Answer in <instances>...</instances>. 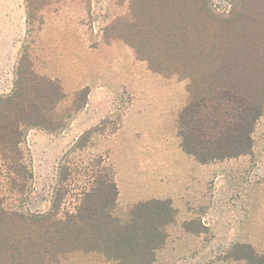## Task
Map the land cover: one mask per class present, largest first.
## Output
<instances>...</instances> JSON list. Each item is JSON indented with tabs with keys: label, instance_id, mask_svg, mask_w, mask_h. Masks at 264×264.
Wrapping results in <instances>:
<instances>
[{
	"label": "trees",
	"instance_id": "16d2710c",
	"mask_svg": "<svg viewBox=\"0 0 264 264\" xmlns=\"http://www.w3.org/2000/svg\"><path fill=\"white\" fill-rule=\"evenodd\" d=\"M127 1L130 19L116 24L114 38L152 73L190 81L187 104L176 117L183 152L200 164L250 155L264 114V0H234L228 14H218L211 0ZM63 99L58 81L39 76L25 62L12 93L0 96V166L9 193H24L32 178L21 148L27 131L53 133L66 126L53 118ZM95 131L85 132L74 149H83ZM67 176L62 167L61 184ZM113 176H93L78 205L62 215L61 188L45 214L7 209L0 197V264H60L73 254L107 264H153L167 241L165 228L174 222L172 204L138 202L118 217ZM226 259L264 264V256L246 244L233 246Z\"/></svg>",
	"mask_w": 264,
	"mask_h": 264
},
{
	"label": "rangeland",
	"instance_id": "374dc122",
	"mask_svg": "<svg viewBox=\"0 0 264 264\" xmlns=\"http://www.w3.org/2000/svg\"><path fill=\"white\" fill-rule=\"evenodd\" d=\"M211 4L218 14H228L234 0H211ZM129 15L127 0H0V96L12 93L17 69L25 62V65L32 64L39 76L59 82L64 99L54 110L56 124L67 126L68 119L76 114L77 108L89 102L88 96L96 88L109 86L116 93L121 87H128V80L136 78L134 73L147 74L149 79L145 87L152 89L148 95L153 101L152 108L158 107L165 112L170 108L171 96L178 97L184 107L190 85L186 77L152 73L145 62L137 59L131 47L114 38L116 24L130 19ZM131 83L133 88L140 85L137 79ZM128 101L127 96L118 97L112 105L126 106ZM164 123L165 120L162 126ZM85 127L80 123L63 135V130L47 132L52 137H44L41 132L45 131L37 129L35 139L29 137L31 130L27 131L21 148L32 178L24 193H9L10 185L0 166V197L7 209L45 214L52 208L56 191L61 188L66 194L60 214L72 212L79 203L80 194L90 188L93 176L114 174L113 165L104 159L107 153L98 152L94 132L83 149H74L85 132L94 130H85ZM117 128L114 124L102 135L106 137L117 132ZM161 128L157 133H162ZM174 130L177 131L176 126ZM130 132V128L125 129L112 146L113 164L118 171L123 172L134 163L127 155ZM263 158L264 145L259 160H249L239 167L242 172L236 173L239 176L236 185L233 184L234 173L225 177L226 180L220 173H210L204 198L197 201L196 195L189 203L197 207L193 214L189 211L192 215L188 220L191 221L182 226L187 236L182 242L173 240V236L181 235L177 227L167 245L159 251L155 264H245L226 259L228 251L237 244L249 245L258 255L264 256V194L260 185V191L248 186L255 178H264ZM62 167L68 171L63 184L59 181ZM134 171L135 176L131 178L120 177L121 187L124 184L128 189L129 198L126 202L117 198L115 215L118 217H123L132 205L145 199L138 197L137 192L145 183L139 181L137 169ZM202 215L211 223L210 227L203 225ZM65 259L60 264H107L92 255L73 254Z\"/></svg>",
	"mask_w": 264,
	"mask_h": 264
},
{
	"label": "crops",
	"instance_id": "0c3cea01",
	"mask_svg": "<svg viewBox=\"0 0 264 264\" xmlns=\"http://www.w3.org/2000/svg\"><path fill=\"white\" fill-rule=\"evenodd\" d=\"M134 74L136 78L132 80L137 79L141 85L138 88H133L132 80H128V87H121L116 93L109 86L107 89L99 87L98 89L96 88L95 92H91L90 96H88L90 103H86L72 118L68 119L69 123L64 127L62 135L67 134V131L76 128L80 123L86 126L85 130L95 129L94 133L96 134L97 141L94 143L98 147V152L102 154L107 153L104 159L114 167V181L118 188L119 200L126 202L129 198L128 189L124 184L121 187L120 177L123 175L131 178L135 176L134 170L137 169L140 174L139 181L145 183V185L139 186L140 188L138 187L137 192L140 195L142 194V196L138 195V197H144L145 199L142 201L151 199L169 200L175 211L174 222L165 228L168 235L165 245H167L177 227H180L181 235L173 236L172 239L182 242L188 234L186 231L182 232V226L191 221L188 219L193 214L194 207H197L195 205L189 206V203L195 200L193 198L196 195L197 201L204 198L205 187L209 185L210 173L216 175L220 173V176H223L224 180H226L225 177H228L230 173H234L233 184L236 185L235 183L237 182L235 181L239 177H237L236 173L242 172L239 167L246 164L249 160H259L264 145V117L262 116L258 120L254 128L251 156L247 155L210 164H200L194 157L183 152L180 148L177 131L174 130L176 126L175 118L183 107L179 98L171 96L170 108L165 112H162L161 108L158 107L152 108L150 106L152 99L148 96L152 92V89L148 90L145 87L147 79H149L147 74ZM107 75L108 78L111 77V75ZM149 77L152 80L151 76ZM82 87L79 90H82ZM154 92L156 91L154 90ZM124 96L129 98L126 106L122 104L112 105V102H115L116 98ZM163 120H165V123L162 126ZM114 124L118 127L117 132L110 133L106 137L103 136L102 132ZM128 128L131 129V132L127 136L130 139V145L127 146V155L128 159L134 161V163L130 165L129 162L130 166L127 167L128 169L122 172L118 171L113 164L112 146L124 133V130ZM160 128L162 133H157V130ZM163 129L167 130V132L164 133ZM36 130L32 129L30 131L29 137H32L31 139H35L34 135L38 133ZM41 133L44 137H52L46 131H42ZM77 138L78 136L75 137L76 140ZM259 185L262 187L260 190L264 194V178H255V180L249 182L248 186L256 188V191H258ZM201 218L203 225L206 228L210 227L211 223L206 222L205 216L202 215ZM161 250L163 248L156 252L153 264L158 262V253Z\"/></svg>",
	"mask_w": 264,
	"mask_h": 264
}]
</instances>
